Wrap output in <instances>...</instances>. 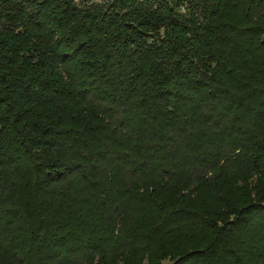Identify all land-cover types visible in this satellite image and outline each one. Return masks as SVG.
Masks as SVG:
<instances>
[{
	"label": "trees",
	"instance_id": "16d2710c",
	"mask_svg": "<svg viewBox=\"0 0 264 264\" xmlns=\"http://www.w3.org/2000/svg\"><path fill=\"white\" fill-rule=\"evenodd\" d=\"M0 0V264H264V0Z\"/></svg>",
	"mask_w": 264,
	"mask_h": 264
},
{
	"label": "rangeland",
	"instance_id": "374dc122",
	"mask_svg": "<svg viewBox=\"0 0 264 264\" xmlns=\"http://www.w3.org/2000/svg\"><path fill=\"white\" fill-rule=\"evenodd\" d=\"M90 1H99V0H82V2L81 3H83V2H85V3H87V2H90Z\"/></svg>",
	"mask_w": 264,
	"mask_h": 264
}]
</instances>
